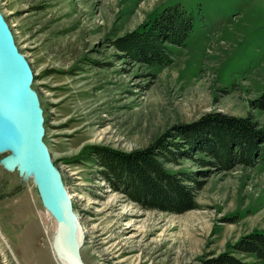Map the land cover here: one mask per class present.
Instances as JSON below:
<instances>
[{
    "label": "rangeland",
    "instance_id": "1",
    "mask_svg": "<svg viewBox=\"0 0 264 264\" xmlns=\"http://www.w3.org/2000/svg\"><path fill=\"white\" fill-rule=\"evenodd\" d=\"M175 3L193 26L169 64L135 62L112 45ZM0 12L32 70L43 141L84 229L86 264H211L224 252L264 264L231 247L264 232V159L221 170L193 154L166 165L206 171L193 207L174 213L114 190L91 154L95 145L143 149L207 114L264 128V0H0ZM55 228L31 182L0 165V264H61Z\"/></svg>",
    "mask_w": 264,
    "mask_h": 264
},
{
    "label": "trees",
    "instance_id": "2",
    "mask_svg": "<svg viewBox=\"0 0 264 264\" xmlns=\"http://www.w3.org/2000/svg\"><path fill=\"white\" fill-rule=\"evenodd\" d=\"M193 26V18L180 4L165 6L152 20L112 41L121 54L132 61L149 65L171 62V46H182ZM257 104L264 106V100ZM173 135H161L152 144L130 152L107 146H92L91 154L99 173L114 190L144 208L181 213L193 207L194 192L201 188L202 170L169 171L166 165L180 158H194L198 166L221 170L236 164L254 165L264 159V128L248 118L221 113L207 114L196 122L182 123ZM232 249L252 253L264 260V232H251L232 244ZM211 264H250L228 252Z\"/></svg>",
    "mask_w": 264,
    "mask_h": 264
},
{
    "label": "water",
    "instance_id": "3",
    "mask_svg": "<svg viewBox=\"0 0 264 264\" xmlns=\"http://www.w3.org/2000/svg\"><path fill=\"white\" fill-rule=\"evenodd\" d=\"M33 73L0 12V165L30 181L56 220L52 250L61 264H86L80 254L85 234L61 174L43 141V115L31 88ZM8 162V164H7Z\"/></svg>",
    "mask_w": 264,
    "mask_h": 264
},
{
    "label": "bare ground",
    "instance_id": "4",
    "mask_svg": "<svg viewBox=\"0 0 264 264\" xmlns=\"http://www.w3.org/2000/svg\"><path fill=\"white\" fill-rule=\"evenodd\" d=\"M32 88V87H31ZM52 160V159H51ZM53 162V161H52ZM7 164H8V162H7ZM9 165V164H8ZM60 172V171H59ZM61 174V173H60ZM61 178H62V176H61ZM63 185H64V183H63ZM66 188V187H65ZM67 192H68V190H67ZM68 195H69V192H68ZM70 196V195H69ZM70 199H71V196H70ZM74 210V209H73ZM75 212V211H74ZM75 214H76V212H75ZM76 216H77V218H78V215L76 214ZM79 219V218H78ZM79 222H80V220H79ZM80 225L82 226V224H81V222H80ZM82 229H83V227H82ZM83 232H84V229H83ZM84 243V242H83ZM82 247V246H81ZM81 249V248H80ZM81 254V253H80Z\"/></svg>",
    "mask_w": 264,
    "mask_h": 264
}]
</instances>
